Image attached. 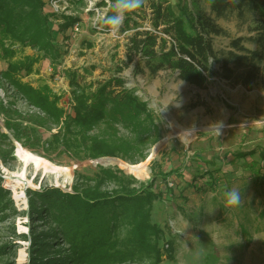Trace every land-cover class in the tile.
Here are the masks:
<instances>
[{"label": "rangeland", "instance_id": "1", "mask_svg": "<svg viewBox=\"0 0 264 264\" xmlns=\"http://www.w3.org/2000/svg\"><path fill=\"white\" fill-rule=\"evenodd\" d=\"M44 1L45 11L52 12L51 0ZM99 1L94 0L93 5L63 4L64 14L79 19L76 24L80 31H65L63 17L51 18L48 27L58 54L42 59L36 66L37 72L22 80L35 88L47 83L67 117L73 115L74 87L69 73L81 75V82L92 85V90L98 84L121 78L125 88L148 104L155 120L152 123L141 114L112 123L113 128L101 122L90 136L113 145L126 141L138 150L119 157L79 160L49 147L52 135L62 125L31 106L0 75V111L11 112L12 119L19 121L28 135L37 137H33V149L25 147L6 127V117L0 113V264H29L33 234L49 231L51 215L58 213L47 208L40 215L36 211L34 216L29 212L31 201L39 209L44 203L37 199L49 189L72 193L74 185H94L95 177H102L100 167L114 173L122 171L129 178L124 184L131 188L149 182L159 170L176 173V183L170 178L158 179L157 185L165 189L166 198L154 202L151 211V223L164 232V238L156 241L149 236L148 246L140 249L136 244L138 220L133 218L113 239L116 248L112 251L117 257L123 255L113 264H157L156 245L163 256L158 264H264V71L249 88L220 76L208 79L201 89L179 80L170 71H160L154 77L147 69L145 74H139V57L132 55L130 61L129 39L138 31H152L149 20L135 18L138 28L133 23L130 29L125 28V20L118 30L100 23L95 28L101 13L109 11V7H98ZM168 1L177 12L179 0ZM15 10L19 11L17 7ZM248 16L242 20L234 13L217 20L227 32V36L214 39L217 50L228 51L233 39L254 36L250 33L252 17ZM243 44L250 50L257 49L249 41ZM37 54V50L27 48L20 56ZM48 65H53L60 79L54 81ZM6 67L0 61V71ZM214 68L218 71L219 64ZM187 132L194 137L186 136ZM18 146L67 170L59 176L44 175L35 174L30 166L25 180ZM142 156L146 160L142 161ZM127 165L142 167L134 173ZM131 177L138 183L131 184ZM105 179L103 189H117L116 181ZM234 187L242 192L243 203L229 209L225 207V193ZM58 237V243L52 247L56 252L68 253V239ZM108 262L103 264H111Z\"/></svg>", "mask_w": 264, "mask_h": 264}, {"label": "trees", "instance_id": "2", "mask_svg": "<svg viewBox=\"0 0 264 264\" xmlns=\"http://www.w3.org/2000/svg\"><path fill=\"white\" fill-rule=\"evenodd\" d=\"M80 3L82 1H72L74 5ZM101 6L109 7L110 11L111 0L99 1L98 7ZM16 7L19 11L15 10ZM45 7L44 0H0V61L7 65L5 71H0V75L31 106L39 109L57 125H62L60 131L53 134L48 142L49 147L56 151L77 156L81 158L79 160H95L124 156L122 153L138 150V147L126 141L113 145L107 140L89 135L101 122L113 128L112 123L141 114L154 122L148 104L125 88L121 78L98 84L92 90V85L87 86L81 82V75L69 73L74 87L73 115L67 117L65 110L60 108L59 98L52 94L47 83L35 88L22 80L37 72L36 66L42 59L55 58L58 54L48 27L50 19L63 17L65 31L79 22L76 17L56 14L52 7V12L48 13ZM176 8L177 12L168 0H147L141 10L125 19L124 26L130 29V23L138 28L135 18L146 17L153 29L138 31L129 39L130 61L133 60L132 55L139 57V74H145L147 69L154 77L160 71H170L179 80L201 89L205 88L208 79L215 76L247 88L261 78L264 71V0H179ZM234 13L242 20H246L248 15L252 17L250 33L254 36L233 39L228 51L217 50L214 39L227 36L217 20ZM244 41L253 43L257 49H248ZM27 48L37 50V56H20ZM215 64L220 66L218 71L214 68ZM0 113L5 115L6 127L13 132L15 139L33 149L31 144L34 136L28 135L25 132L27 129L12 119L11 112L2 109ZM154 128L158 131L156 124ZM33 130L29 128V132ZM144 160L145 157L142 158ZM100 172L102 177H95L94 185H74L72 193L60 189L45 191L37 199L44 203L39 209L31 201L29 212L34 216L37 215L36 211L40 215L47 208L58 213H52L49 231L33 234L29 264H103L106 261L113 264L117 258H123V255L117 257L112 251L116 248L113 239L118 230L133 218L138 220L136 244L140 249L148 246L149 236H154L156 241L164 238V232L151 223V211L154 202L166 198L165 189L157 185L158 179L170 178L176 183V173L159 170L149 182L141 184L139 188H131L124 184L123 181L129 178L122 171L114 173L110 168L100 167ZM105 178L116 181L117 189H103ZM136 183L137 179L131 177V184ZM59 235L68 239L71 246L68 253L56 252L52 247L58 243ZM154 252L158 264L163 256L157 245L154 246ZM134 254L139 258L137 252Z\"/></svg>", "mask_w": 264, "mask_h": 264}, {"label": "clouds", "instance_id": "3", "mask_svg": "<svg viewBox=\"0 0 264 264\" xmlns=\"http://www.w3.org/2000/svg\"><path fill=\"white\" fill-rule=\"evenodd\" d=\"M147 0H111L109 13H101L98 22L110 30H118L124 20L138 12L146 5ZM243 203L242 192L238 188H232L225 193V207L238 208Z\"/></svg>", "mask_w": 264, "mask_h": 264}, {"label": "bare ground", "instance_id": "4", "mask_svg": "<svg viewBox=\"0 0 264 264\" xmlns=\"http://www.w3.org/2000/svg\"><path fill=\"white\" fill-rule=\"evenodd\" d=\"M186 136L194 137V134L192 132H187ZM17 155L23 165L22 177L25 180H26L27 169L30 166L33 167L35 174L42 173L44 175L52 174L59 176V173L67 170L66 168H60L53 165L51 162L47 161L46 159L31 154L29 151L21 148L20 146H18ZM127 166L128 169L130 171H133L134 173H139L140 168L142 167V165H127Z\"/></svg>", "mask_w": 264, "mask_h": 264}, {"label": "built area", "instance_id": "5", "mask_svg": "<svg viewBox=\"0 0 264 264\" xmlns=\"http://www.w3.org/2000/svg\"><path fill=\"white\" fill-rule=\"evenodd\" d=\"M72 1L74 3H79V2L82 1V2H89L91 5L94 4L93 3L94 0H51L50 5L52 6V8H53V10H54V12L56 14H58V15H64V16L67 17V15L63 13L64 10L66 9V6H63V4H67L68 3V4L73 5L72 4ZM98 24H99V22L96 24L95 28L98 27ZM99 26H100V24H99ZM72 28H73V30L75 32H79L80 31V25L79 24L73 25ZM48 66H49L48 67L49 68V71L52 72V75L54 76V81L60 79L61 77H60L59 73H56V72L53 71V65H48Z\"/></svg>", "mask_w": 264, "mask_h": 264}, {"label": "water", "instance_id": "6", "mask_svg": "<svg viewBox=\"0 0 264 264\" xmlns=\"http://www.w3.org/2000/svg\"><path fill=\"white\" fill-rule=\"evenodd\" d=\"M198 131V130H197Z\"/></svg>", "mask_w": 264, "mask_h": 264}]
</instances>
